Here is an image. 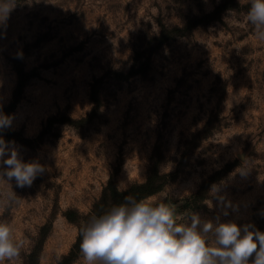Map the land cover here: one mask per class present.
<instances>
[{
  "label": "rangeland",
  "instance_id": "374dc122",
  "mask_svg": "<svg viewBox=\"0 0 264 264\" xmlns=\"http://www.w3.org/2000/svg\"><path fill=\"white\" fill-rule=\"evenodd\" d=\"M15 2L0 25V111L14 117L0 135L46 170L31 187L0 178V222L25 241L10 264H68L83 217L112 207L109 178L122 192L151 169L148 196L167 186L179 213L264 231V40L247 0Z\"/></svg>",
  "mask_w": 264,
  "mask_h": 264
},
{
  "label": "clouds",
  "instance_id": "9594fccd",
  "mask_svg": "<svg viewBox=\"0 0 264 264\" xmlns=\"http://www.w3.org/2000/svg\"><path fill=\"white\" fill-rule=\"evenodd\" d=\"M246 20L258 39L264 40V0H247ZM15 0H0V25L6 23ZM14 117L0 111V133L11 127ZM0 178L15 180L20 188L31 187L46 168L37 160L25 162L15 141L0 135ZM250 169L244 163L241 175ZM7 177V179H5ZM220 189H211L219 196ZM207 204L211 207V202ZM227 215V212H224ZM79 245L84 264H264V231L253 224L220 218L204 220L200 215L179 213L165 187L157 195L137 199L126 195L100 215H91L80 227ZM25 241L17 239L7 221L0 222V264L18 259Z\"/></svg>",
  "mask_w": 264,
  "mask_h": 264
},
{
  "label": "trees",
  "instance_id": "16d2710c",
  "mask_svg": "<svg viewBox=\"0 0 264 264\" xmlns=\"http://www.w3.org/2000/svg\"><path fill=\"white\" fill-rule=\"evenodd\" d=\"M138 52V51H137ZM136 52V53H137ZM138 58H135L134 61H135V65H136V62L138 64ZM139 69H135V67H133V71L131 72V75L132 74H137V73H140V74H144L145 73V70L147 69V67H149V61L146 59L145 61L139 63ZM26 81H18L17 82V85L14 89V92H13V100L16 101L17 97H18V94H19V91L23 88V85L25 84ZM93 102H94V105H93V108H92V111H91V116L94 117L96 112L98 111V109L100 108L101 106V102L99 101V99H94L93 97ZM5 109H7V107H5L3 110V113H5ZM7 140V139H6ZM156 175V177H162L161 175L158 174V171H153V169L149 170V176L147 178V180L142 183V184H136L135 186H132L130 187L129 189L125 190V191H118L116 189V186L113 184V177L111 176L109 178V181H108V184L103 188V193H102V197H107V200H111V203L106 207V208H109L111 206H113L115 203H121L123 202L124 200V197L126 195H131V196H134L136 197L137 199H140V198H144L150 194H153L154 192L158 191L159 188H160V185H156L155 186V180H154V176ZM112 189L113 192L111 191V195L109 196V190ZM118 197H121L120 199ZM107 210H101L98 205L95 206V208L90 212L88 213L87 215H85L83 217V219H85L86 221L90 218L91 215H100L104 212H106ZM82 225H79V229ZM81 236H80V233L77 237V240L75 242V244L73 245L71 251L69 252V254L67 255H64L63 256V260H67L68 264L69 262H71L73 259H75L76 257H78L79 253H80V249H79V245H80V241H81ZM37 253H38V250L37 248L35 247L28 255V258L29 259H32V261L36 260L37 258ZM38 264V263H37Z\"/></svg>",
  "mask_w": 264,
  "mask_h": 264
}]
</instances>
